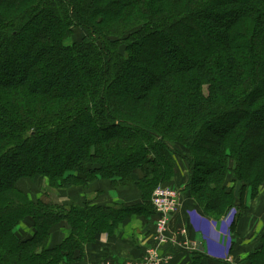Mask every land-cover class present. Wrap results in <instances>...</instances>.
<instances>
[{
	"label": "trees",
	"instance_id": "1",
	"mask_svg": "<svg viewBox=\"0 0 264 264\" xmlns=\"http://www.w3.org/2000/svg\"><path fill=\"white\" fill-rule=\"evenodd\" d=\"M177 158L200 223L235 209L236 233L264 185V0H0V264L80 260L154 213ZM101 182L135 185L144 205L34 196ZM63 223L70 237L48 248ZM212 260L192 252L191 264ZM239 264H264V232Z\"/></svg>",
	"mask_w": 264,
	"mask_h": 264
},
{
	"label": "crops",
	"instance_id": "2",
	"mask_svg": "<svg viewBox=\"0 0 264 264\" xmlns=\"http://www.w3.org/2000/svg\"><path fill=\"white\" fill-rule=\"evenodd\" d=\"M177 163L178 174L172 184L174 187L183 190L190 178L188 164L181 158H177ZM57 196L62 199L60 204L65 207H84L85 205H90L120 208L122 206L140 207L144 205L141 192L135 185L115 188L108 182H101L97 187H92L90 190L72 189L57 191ZM255 202L256 201L251 199V194L249 192L247 194L245 218L239 224L236 232L239 233V235L246 236V234H250L253 230L254 225H252L251 221L255 218V213L253 214ZM258 216L261 217L259 213ZM201 218L204 219L205 217L198 212L194 202L184 197L182 210L174 219L171 228L175 232L186 229L188 231L189 240L198 244H202L205 241L204 244L211 253L207 235H214L213 230L212 227H209L206 223H200ZM155 222V213L133 214L121 223L112 234L102 233L96 237L94 243L86 245L80 260L71 263L64 261L61 264H99L104 262L139 261L145 256L147 250L154 243ZM209 222L212 224V221L209 220ZM70 235L71 228L67 223L55 226L48 242V248L61 244L69 238ZM215 238L216 236L214 235V239ZM232 238L234 240L233 250L222 258L207 255L216 260H212L208 264H221L218 263V261L224 264H239L247 257L250 251L254 250L252 249L247 252L238 250L237 244L243 239L240 238V236ZM184 239L183 236H180L181 241ZM191 257L192 251L179 246V249L175 251L174 260L171 264H191Z\"/></svg>",
	"mask_w": 264,
	"mask_h": 264
},
{
	"label": "built area",
	"instance_id": "3",
	"mask_svg": "<svg viewBox=\"0 0 264 264\" xmlns=\"http://www.w3.org/2000/svg\"><path fill=\"white\" fill-rule=\"evenodd\" d=\"M184 194L181 189L170 186L157 187L152 195L151 203L156 216L154 243L147 250L145 256L139 261L125 262H104L99 264H171L174 260L175 251L179 246L187 248L189 251L200 252L212 256L208 247L198 244L188 239L186 229L175 232L172 230V223L182 210ZM236 213H230L227 218L228 228L236 219ZM180 236L184 237L183 241Z\"/></svg>",
	"mask_w": 264,
	"mask_h": 264
},
{
	"label": "rangeland",
	"instance_id": "4",
	"mask_svg": "<svg viewBox=\"0 0 264 264\" xmlns=\"http://www.w3.org/2000/svg\"><path fill=\"white\" fill-rule=\"evenodd\" d=\"M80 36L81 34L79 33V31H77L75 34V37H73L74 39H71V41L76 40ZM36 185L39 189H41V185L37 184V182L35 185H33V182L31 181H25L23 184H21L23 188L29 191L34 189ZM170 187L175 188L174 186H170ZM45 192L46 191H43L40 193V191L34 190V196L36 195L40 196L44 193L46 195L45 199L50 197V199L52 200V202H54V204L61 205L60 202L62 199H60L57 196L56 192L54 193L50 192L49 193L50 195H47ZM152 195L150 196V200L152 199ZM141 196H142V193H141ZM253 200L256 201L255 206L253 207V214L255 213V216H254L255 218L251 221L254 227L251 233L246 234V236L239 235V233H235V232L233 233V231H231L230 226L228 228L227 219L225 218H222L218 221L211 219L210 221H212V224L211 222H207L208 226L212 227L213 234L216 236L215 238L216 240H215L214 235L212 236H209V234L207 235V238L209 240H212V242L210 241V244L211 245L214 244V248H215L214 251L211 250L212 256L222 258L224 255L230 252L232 249V245H234V240L232 237L237 238V236H240V238L243 239L237 244L238 250L242 252H247L255 248L254 246L259 242L260 234H263L264 232V218H263L264 217V185L259 189L258 198L253 199ZM246 208H247V203H246ZM231 212L236 213L237 211L233 209ZM258 213L261 215V217L258 216ZM21 228L23 232L27 234L31 232L30 224L28 223L24 224Z\"/></svg>",
	"mask_w": 264,
	"mask_h": 264
}]
</instances>
